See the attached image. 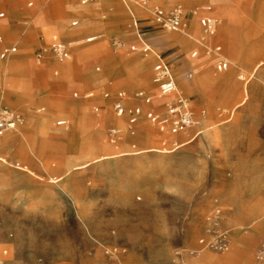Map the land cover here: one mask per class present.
<instances>
[{
	"label": "rangeland",
	"instance_id": "1",
	"mask_svg": "<svg viewBox=\"0 0 264 264\" xmlns=\"http://www.w3.org/2000/svg\"><path fill=\"white\" fill-rule=\"evenodd\" d=\"M205 1L148 0L158 4L148 11L134 0H0V34L17 47L1 60L0 70L9 57L24 65L17 76L32 77L38 95L36 100L11 98L0 78L1 100L23 116L49 114L46 130L35 139L37 150L16 153L19 166L0 165V259L17 264L30 251L27 264H80L98 251L97 263L114 264L110 252L115 249L123 264H264L255 260L264 216L237 211L224 225L228 207L221 197L240 168L242 185L254 181L264 198V0H210L216 19L211 48L219 45L226 58L236 61L231 76H218L213 66L196 71L202 60L215 62L210 48L197 42ZM177 5L187 22L191 17L177 31L180 37H187L184 31L190 28L196 33L188 43L178 39L184 50L160 41L170 30L153 14L155 8L167 13ZM55 38L68 47L63 61L50 50ZM157 54L188 98L195 122L209 107V122L224 128V144L213 142L203 150L202 134L173 144L168 126L160 129L146 117L149 108L162 118L167 109V98L151 78ZM66 64L70 71L60 68ZM178 73L188 81L202 77L203 93L195 88L188 94ZM224 80L229 91L220 90ZM141 90L151 96L150 103L137 96ZM119 92H125L127 109L141 108L134 124L113 109ZM58 120L65 124L57 125ZM111 126L119 130L113 137ZM82 133L71 155L70 134ZM7 156L0 152V164ZM22 172L24 178L17 175ZM216 208L229 237L224 252L199 243L211 238L206 229ZM259 209L264 211V202Z\"/></svg>",
	"mask_w": 264,
	"mask_h": 264
},
{
	"label": "built area",
	"instance_id": "2",
	"mask_svg": "<svg viewBox=\"0 0 264 264\" xmlns=\"http://www.w3.org/2000/svg\"><path fill=\"white\" fill-rule=\"evenodd\" d=\"M83 2L87 0H82ZM137 4H146L148 0H134ZM203 10H211V5H204ZM154 19L157 24L162 26L164 29L170 31L181 30L186 24V15L184 9L181 5H177L172 8L171 11L164 13L162 9L155 8L153 11ZM4 15L0 12V17ZM132 15V13H131ZM199 25L202 27L205 34L213 35L215 26L213 18L208 14H203L198 18ZM73 25L76 22H72ZM132 24L137 27V20L133 19ZM0 43H3V37L0 35ZM17 47L15 45L3 44L0 48V59H5L10 54L16 52ZM131 49H135L132 45ZM50 50L58 57L60 61L66 59L69 56V50L65 42L60 40H52L50 45ZM144 51L149 50L148 46L143 47ZM210 51L214 54L215 62L214 67L217 71H222L228 68L229 62L227 58L221 53V47L219 45H214L210 47ZM207 52L208 49H207ZM192 57L196 56V52L191 53ZM191 72H189L188 77H191ZM243 79V76L240 75ZM244 80V79H243ZM153 82L157 85L158 92L160 96H167L166 104L167 109L163 118H160L158 114L149 108L146 111V117L153 123L160 125V129L164 126H168L171 133H177L180 129H186L193 125L195 122L193 110L191 108L190 102L187 97L181 94L171 71L170 66L163 60L160 55H156V60L153 65ZM125 92H119L118 98L113 105V109L117 116H122L125 113L128 114V123L134 124L140 114L142 113L141 108L136 106L134 108L127 109L123 100ZM137 96L142 97L145 103H150L151 96L144 93V91L137 92ZM94 111H98V107L94 108ZM23 115L16 109L2 103L0 101V136L6 132L12 131L17 128L22 123ZM64 123L59 121L58 124ZM119 132L115 127H110L108 129V134L110 136H115ZM175 144V143H174ZM209 224L207 227V232L210 233L211 238L206 240L204 238L199 239V243L206 245L209 249L215 252H224L229 248V237L228 234L221 230L220 228V209L216 208L213 215L209 218ZM5 252V251H4ZM117 254L115 249L110 252V255L114 257V264H123L121 259L115 256ZM255 260L257 262L264 263V237L260 240L256 252ZM0 264H12L8 260L0 259Z\"/></svg>",
	"mask_w": 264,
	"mask_h": 264
},
{
	"label": "crops",
	"instance_id": "3",
	"mask_svg": "<svg viewBox=\"0 0 264 264\" xmlns=\"http://www.w3.org/2000/svg\"><path fill=\"white\" fill-rule=\"evenodd\" d=\"M103 2L106 3V4H108L110 2V0H103ZM28 3H29V5H31L32 4V1H29ZM207 4L211 5V10H209V11L203 10L204 5H207ZM150 5H158V4H150ZM213 5L214 4L210 0H206L202 4V6H201L202 7L201 8L202 13L203 14H208L209 16L212 17ZM196 13H197V11L196 10L195 11L193 10V14L196 15ZM190 18H189L188 22H187V19H186V24H185V27L184 28H186L189 25ZM215 20L216 19H214V22H215ZM74 21L77 24V21L76 20H73L72 22H74ZM72 22H71V24H72ZM198 25H199V22H198ZM184 28H182V29H184ZM202 30L203 29L201 27V31L198 32L199 36L202 33ZM199 36H198V38H199ZM211 36L212 35H210V37L207 38V42H206V44L208 46H210V47L216 41V40H214L213 43L211 44ZM55 39H53V40H55ZM178 39H180V35L179 34H177V33L174 32V35H173L172 33L168 32L166 34L165 38H162L160 41L165 42L166 44H168L170 46H173V47H176V46L180 47L177 44ZM56 40H59V39H56ZM91 40L92 39H89L87 41H91ZM60 41H62V40H60ZM197 42H199V41H197ZM3 44L11 45V44H8L7 42H5V39L4 38H3V43H0V48H1V46ZM252 46H253V44H252V42H250V43H248L247 48L250 49ZM180 48L182 50H184L182 47H180ZM200 48H204V46L202 45V43H200ZM204 50H205V48H204ZM221 53H223V52H221ZM1 60H3V59H0V63H1ZM213 60H215V57H214ZM67 62H69V60ZM190 63H192V62H189V65H190ZM211 66H213V68L215 69L214 64H211V62H210L209 59L202 60V63L200 65L198 64L196 66V71L199 73V72H201V71H203V70H205L207 68H210ZM233 70H234V68H228L225 71V73L227 72L226 73V76H231ZM222 72H224V70L218 71L217 73H222ZM178 75H179V78L183 82H185L186 85H188V89H187L188 91L187 90L186 91H187L188 94H190L191 91H193V89H195L193 87H195L194 84H197V81L195 79H193L192 81H188V80H185V79L181 78L179 73H178ZM151 78H152V81H153V74H152V77ZM186 79H190V78L188 77ZM228 82H229V80H224L223 83H220L221 84L220 85V90H223V92H225L227 90L229 91L230 84L228 85ZM226 85H228V86H226ZM177 89H178V87H177ZM178 91H179V89H178ZM182 91H183V89H182ZM194 91H197V90H194ZM202 93H203V91H202ZM3 95L4 94H3V92L0 89V96L1 97H4ZM90 95L91 94H89L88 96H90ZM1 97H0V101L2 103L10 106L13 109H16L13 106H11V105L5 103L4 101H2L1 100ZM164 97H166V96H164ZM36 99H38L37 93H36V96H35V100ZM123 104L125 106L124 100H123ZM95 107H93V109ZM16 110H18V109H16ZM19 112H21V111H19ZM157 114H158V116L160 118H162L161 112H157ZM22 115H23V113H22ZM48 116H49V114L35 115V116H29V115L23 116V119L24 120H23V123H22L21 128L18 131H15V132H12L11 131L12 133L10 131L9 132H6V134H9L10 133L8 136H6L3 139V141L6 142V148H5L4 144L2 145V143L0 142V152H1V154L8 155V156L1 162L0 165H4V166L10 165L9 168L12 167V166H14V165L15 166L16 165L19 166L20 164H19L17 158L14 157L16 153H18L19 151H21L22 149H25V148H28L33 153L37 150V148H36L37 146H36L35 139L38 136V134H42L46 130V127L48 125V120H49V117ZM127 116H128V114H127ZM209 116H210V110H209V107H208L207 110L204 112L202 118L198 120L200 125L196 121L195 124L192 126V127H194L196 124H198L199 127L198 128H195L194 127L192 129H190L189 132H188L189 133L188 140L185 143L184 142L182 143V141H180V142L182 144H186V143L194 140L196 138V136H199L200 134H202V149L203 150H206L207 147L210 146V145H212L213 142H215V144H219V145L220 144H224V128L221 127L220 125H213V124H211L209 122ZM116 118H118V117H116ZM59 121H63L64 123H62V124H65V121L64 120H58L57 121V125H62V124H58ZM97 124H98V121H97ZM111 127H115V126H111ZM211 128H212V130H210ZM89 129H90L89 126L86 124V130L89 131ZM186 131H188V130H186ZM186 131L180 130L177 133L172 134V135H174V138L171 139L170 141H172L175 144H177V141L180 140L179 137H178V135L181 132H186ZM6 134H3V135H6ZM84 134L85 133H82L81 135H78V136L73 135V134H70V140H71V142H70L69 148L71 149V155H73L75 153V147L77 146L76 145L77 140L79 138H81ZM3 135H1V136H3ZM9 147H11V148H9ZM11 154H13V155L11 156ZM221 154L224 155V157H225V154L226 153H225L224 149L221 150ZM250 162L248 164H250ZM6 167H8V166H6ZM239 169L240 168L235 169V173H234V176H233V178L231 180V187H230L229 191H227L225 193H222V195H221L222 202H224L227 205V207H228V210H227L226 214L222 218L224 225L225 224H228V223H230L232 221H234V217H235V214H236L237 211H244V210H246L249 213L255 215L256 216V219L257 218L260 219L261 217L264 216V211L261 212V210L259 209V204L261 202H264V198H261L260 192L257 193L256 190L254 189V187H255L254 184H253L254 181L249 182L250 184L248 183L246 186H243L242 185L241 177H240V175L238 173H236L237 170H239ZM7 175L10 176L11 180L14 177V175L10 171L7 172ZM17 175L21 176V178H24L25 173L22 172V173L17 174ZM41 199H43V197ZM44 201H45V199H44ZM9 202H10V200H9ZM1 207H2V203H0V208ZM17 246H19V242L14 243V248L17 247ZM4 253H6V252H4ZM27 253H28L27 254V257H29V258L17 259L16 260V263L17 264H27L28 263V260L31 257L30 256V251L27 252ZM97 256H98V251H95L92 254L85 255L84 258L81 260L80 264H99V262L97 263V258H98ZM121 257H123V256H121ZM205 258H206V255H203V259H205ZM191 264H194V263H191Z\"/></svg>",
	"mask_w": 264,
	"mask_h": 264
},
{
	"label": "bare ground",
	"instance_id": "4",
	"mask_svg": "<svg viewBox=\"0 0 264 264\" xmlns=\"http://www.w3.org/2000/svg\"><path fill=\"white\" fill-rule=\"evenodd\" d=\"M68 1H73V0H68ZM140 5L143 6V7H146L148 9V11H150L152 9V7H153V5H149V3L148 4H143V5L140 4ZM229 13H230V11L227 14H229ZM184 27H185V25H184ZM190 30H192V28H190L188 31H184V34L186 33L187 37H180L181 38V42L188 43L189 39L192 38V37H194V34H196V33H194L193 30L190 32ZM165 31H169V30H165ZM174 32L177 33V34H179L177 31H170V33H172L173 35H174ZM210 35L211 34H205L204 31H203V36L201 35V38H197V41H199L200 43H202V45L204 46L205 49L206 48H210V46H208L206 44L207 38L210 37ZM227 60L229 61L228 68H233L234 66L238 67V65H237V63H236L235 60H229L228 58H227ZM23 66L24 65H20V64L16 63V61H14V59H11L9 57L8 58V61H6V63L4 64L3 68L0 70V78L6 84V91L5 92H6V95H8L9 97H11V98L12 97H16V99L22 98V99H30V100L32 99V100H35V96H36L37 91L33 87L32 77L20 78V77L17 76L18 73L22 70V67ZM41 67L42 66H40L39 68H41ZM60 68L67 69V70L70 71L71 68H72V66H71V64H66L65 66H60ZM227 69H225L224 72L219 73L218 76L226 75L227 72L225 73V71ZM240 75H242L243 77H245L246 74L243 73V72H240L239 73V77H240ZM40 76L42 77V74ZM194 79L197 81V84H194V86H195L194 88H197V90L202 93V91H204V83H202V77H196L195 76ZM23 120H22V123H23ZM22 123L19 126H17L16 129L12 130V132L18 131L19 130L18 128H20L22 126ZM192 126L193 125L189 126L188 128H190ZM180 130H184V129H180ZM9 134L0 136V142L2 143V145L4 144L5 148H6V142L3 141V139L6 136H8ZM178 137H179L180 141H182V143L183 142L185 143L188 140V138H189V133L181 132L178 135ZM9 148H11V147H9ZM115 256H117L118 258H120L121 261H122V257L120 255V252L117 253V254H115Z\"/></svg>",
	"mask_w": 264,
	"mask_h": 264
}]
</instances>
